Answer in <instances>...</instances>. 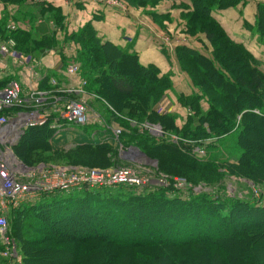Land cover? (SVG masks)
Segmentation results:
<instances>
[{
	"label": "trees",
	"instance_id": "obj_1",
	"mask_svg": "<svg viewBox=\"0 0 264 264\" xmlns=\"http://www.w3.org/2000/svg\"><path fill=\"white\" fill-rule=\"evenodd\" d=\"M0 1L20 6L27 0ZM190 1L192 9L187 14L185 32L189 37L206 35L211 51L178 48L182 70L198 92L184 101L194 114L182 128L177 126L174 114L154 110L172 87L170 76H161L156 66L144 67L137 55L104 42L89 24L70 38L77 49L74 64L81 70L76 78L86 82V94L97 95L106 105L109 118L123 130H129L120 138L128 137L127 142L143 147L147 154L158 159L164 173L182 176L194 186L201 182L215 186L228 174L253 181L264 196V159L252 155L246 140L254 125L264 131V71L261 61L246 45L233 40L213 17L215 11L238 8L246 1ZM246 27L264 44V3L258 5L255 25ZM1 35L3 41L15 39L19 43L17 48L27 55L31 48L41 44L22 28L14 32L1 28ZM127 63L131 67H125ZM119 80L138 86L119 89ZM9 82L0 80V91ZM38 89L51 96L57 94L58 86L52 85V77L44 75ZM203 100L209 105L206 113L201 107ZM47 102L52 104L54 100L48 98ZM4 112L12 116L18 109ZM58 118L53 115L45 124L25 129L14 146L20 161L31 168L40 164L103 168L110 165L111 155L121 144L117 140L78 143L67 153L57 151L56 157L67 164L44 162L46 154L47 158L53 157L48 154L49 144L57 133L52 126L61 121ZM146 123L159 125L164 137L156 141L150 132L141 130ZM86 126L95 129L98 124ZM33 131L41 132L38 139L42 142L29 139ZM231 136L236 151L233 163L227 158L222 160L223 157L218 159L221 166L216 160H209V155L219 154L220 144ZM197 147L206 151L201 156L204 160L208 158L206 161L196 159L193 149ZM221 167L227 171L222 172ZM12 217L11 229L18 239L24 264H33L32 256L40 254L59 258L56 264H264L263 199L245 201L222 193L195 194L191 188L177 189L173 185L85 188L70 194H48L37 204L14 210ZM23 218L34 221L29 229ZM127 230L136 237L120 239ZM2 251L0 242V264H5Z\"/></svg>",
	"mask_w": 264,
	"mask_h": 264
},
{
	"label": "crops",
	"instance_id": "obj_2",
	"mask_svg": "<svg viewBox=\"0 0 264 264\" xmlns=\"http://www.w3.org/2000/svg\"><path fill=\"white\" fill-rule=\"evenodd\" d=\"M133 1V3L128 1L131 10L127 13L107 7L95 0H27L20 6L4 4L0 1V43L3 42L1 28L7 31L10 22L18 28L30 31L34 40L41 43V47L31 48L28 54L40 63L36 69L33 68L35 72L39 73L37 78L33 75L32 67L12 60L11 57L0 55V79H13L19 82L24 95L28 96L30 91L39 90L41 77L49 75L52 77V85L58 86V89H55L56 92L70 96L74 94L77 98L81 97L83 93L85 94L83 96L88 98L80 79L76 76H69L67 68L72 62L70 57L72 33L79 32L89 24L94 27L104 42H110L126 52L137 55L139 63L144 67L156 66L161 76H170L172 87L154 110L160 114H174L177 117V126L182 128L190 116L188 115L190 109L186 107L184 101L198 93L190 77L182 70L177 57L178 48L185 44L175 41L186 35L184 27L187 22V14L192 9L191 1ZM260 3H264V0H246L244 6L218 10L213 13V17L233 40L246 45L252 54L261 61V68L264 71V46L260 45L258 36L246 27V22L247 24L255 23L257 7ZM187 37L188 41L185 42L189 43L188 47L206 53L211 51L206 35L201 34L198 37L187 35ZM17 50L21 51L18 48ZM60 100L57 103H52L53 110L49 111L51 116H57V111L63 108L62 102L65 101L62 98ZM97 102L95 108H98L104 119L98 121L90 115L92 121L95 122H90L89 125L98 124L91 136L79 130L80 126L68 125L63 121H59L57 124L59 136L73 135L77 139L72 138V140L75 139L78 143H113L117 139L116 133L121 127L116 121H113V118H109L104 104L99 100ZM201 107L203 113L209 109L205 100L201 101ZM56 167L75 168L72 166ZM25 206L23 205L22 209ZM23 220L25 227L28 222L34 223L27 218H23ZM11 233L13 235L12 229Z\"/></svg>",
	"mask_w": 264,
	"mask_h": 264
},
{
	"label": "built area",
	"instance_id": "obj_3",
	"mask_svg": "<svg viewBox=\"0 0 264 264\" xmlns=\"http://www.w3.org/2000/svg\"><path fill=\"white\" fill-rule=\"evenodd\" d=\"M111 6H117L112 0H96ZM17 26L10 22L8 29L11 32L17 30ZM17 42L9 37L0 43V55L11 57L21 64L28 65L36 69L40 63L31 56H24L15 50ZM81 70L75 65L70 64L67 68L69 76H77ZM34 77L39 73L33 70ZM55 84V82L53 81ZM84 85V81H81ZM31 92V93H30ZM28 96L24 95L22 86L17 81L10 82L0 91V112L3 110L18 109L12 116L0 117V242L3 246L1 253L6 264H24L18 250V245L11 233L9 224L10 212L21 210L23 205H34L43 200L48 194L61 192L70 194L73 191L83 189H105L119 186H129L136 188H146L148 186L165 187V178L161 179L160 184H154V180L149 177L139 176L131 168L112 169V168H63L40 164L35 168L26 166L20 161L11 150L3 151L1 148L6 144L15 146L23 136L25 129L34 125H43L50 118L48 111L32 113L27 111L30 108L43 107L47 101L46 93L39 90L30 91ZM56 101V102H55ZM60 99H55L57 103ZM58 119L63 123L75 126H86L92 121L85 101L73 100L63 104V108L57 111ZM98 120V119H97ZM96 120V121H97ZM98 122V121H97ZM58 123H54L53 128L58 129ZM148 130L151 134H164L160 126L143 124L142 130ZM174 141H178L173 137ZM193 152L198 156H205L206 151L197 147ZM177 187H185L183 179L176 180ZM259 196V192L256 191Z\"/></svg>",
	"mask_w": 264,
	"mask_h": 264
},
{
	"label": "rangeland",
	"instance_id": "obj_4",
	"mask_svg": "<svg viewBox=\"0 0 264 264\" xmlns=\"http://www.w3.org/2000/svg\"><path fill=\"white\" fill-rule=\"evenodd\" d=\"M96 2H98V1H96ZM98 3L103 4V5L107 6V7L119 10L122 13H127V12H129L131 10V7H130V5H129L127 0H112V3L117 5V6H114V7H113V5L111 6V4L108 5V4L101 3V2H98ZM257 12H258V7H257ZM255 22H256V20H255ZM246 24H247V22H246ZM247 25L254 26L255 23L254 24H249L248 23ZM183 31H184V28H183ZM251 32L254 35H257L253 31H251ZM72 34H74V33H72ZM184 34H186V35H184L182 37L179 36L180 38L176 39L175 41L179 42L180 44H182V42H183V44H185V46H189V43L185 42V41H188L187 33L185 32ZM167 40L171 41V39H168V38H167ZM258 41H259V39H258ZM259 43H260V45L264 46V44H262L261 42H259ZM182 46H184V45H182ZM16 49H17V46H16L15 50ZM19 53L24 55V56H28L27 54H25V53H23L21 51H19ZM70 55H71L70 57H71V60H72L71 64H74V62H75L74 60L76 59V56H77V49H74L73 45L70 47ZM12 60H14V58H12ZM126 66L127 67L128 66L131 67L129 63L125 64V67ZM261 66H262V63H261ZM0 80H2V79H0ZM10 80H11L10 82L15 81L13 79H10ZM34 80H36V79H34ZM119 82L120 83L117 86V88H119V89H127V88L134 89V88H136L138 86L134 82H128V81H122V80L121 81L119 80ZM83 86L85 88L86 82L84 83V85L82 84V87ZM83 95H85V94L82 93L81 97L77 98L74 94L72 96H70V95H64V94H62L60 92H57L56 95L46 96V97H43V98H46L47 100H48V98L53 99V100H55V99L58 100V99L62 98L63 101H65V102H62L63 104H65L67 102H70V101H73V100H77V101H82L83 100V101H85L87 103L89 114L93 118L98 119V121L99 120L103 121L104 117H101L102 114H100V112L98 111V108H95V104L98 103L97 102V100H98L97 95L88 94V98H86L87 96L84 97ZM42 106L43 107L30 108L27 111H33L32 113H41V111H44V110L45 111L53 110L52 108H53L54 105L51 104V103H48L46 101L45 103H43ZM104 107H106V105H104ZM186 107L190 109V107H188V106H186ZM3 112H4V110L2 112H0L1 113L0 117L7 114V112H4V113ZM193 114H194L193 111H191V110L188 111V115H193ZM157 126H159V125H157ZM87 127L88 126L80 127L78 129L81 130L82 132H88L89 136H91L92 132L95 129H93V128H89L88 129ZM89 127H92V126H89ZM85 128H87V129H85ZM121 128L116 133V138H117L116 140H117V142H120L121 144H118L119 147L116 148V153L111 155L110 162H109L110 165L108 167H105V168H112V169L131 168L139 176H144V177H147V178L149 177L150 179L154 180L155 181L154 184H160V183H157V182H159L161 179L165 178V181H166L165 187H169L171 185H173L177 189H183V188L188 187V188H191L195 194L222 193V194H224V195H226V196H228L230 198H234L236 200H245V201H254L255 199L256 200H260V201L262 199L264 200V196H262L261 195L262 193L259 191V190H261V188L256 186L254 184V182L249 180V179L237 178V177H234V176L226 174V176H224L223 179H221L220 182H218L215 186H209L207 183H204V182L198 183V184H196L194 186L192 184H189L188 181L186 180V178H184L182 176L172 175V176H175V177H172V176H170V174L164 173L163 170H161L162 168H161V166L159 164L158 159H156L154 157H151L149 154H147L146 151H144L142 149L143 147L141 148V146L139 144H134V143H131V142H127L128 137L124 136V137L120 138L124 131H128V133H129L128 129H124L123 130ZM252 129L253 130L248 132L246 140L249 142V145H250L249 147H251L252 155L254 157H257L260 160H262V159H264V131H263V129H260V127H258L257 125H254L252 127ZM144 131H145V129H144ZM148 132H150V131H148ZM40 133L41 132H39V131L31 132L29 134V139L30 140H38L39 141L38 136H40ZM59 135H60L59 133H55L53 138H51L50 144H49L51 146V150H50V153H48V154H50L53 157L47 158V154H46V157H44L45 159H43L44 162H48L49 164H53V165H55V164H67V163H64V161H60V159H58V157H56L55 154H56L57 151H60V153H61V151H62V153L63 152L67 153L71 149H74L76 147L75 145H77V143H78V142L75 141V139H77V137H74L73 135L71 136L69 134H64V135H61V136H59ZM151 135L154 136V138H156V141H160V139H162V137H164V134H159V133H158V135L157 134H155V135L151 134ZM72 138H75L74 139L75 142L72 140ZM29 139H28V136H27V140H29ZM172 139H173V137H172ZM230 139H233V136L223 140L222 143L219 146V150H217L219 154H215V152L210 154L209 155V160L210 159H213V161L216 160V163L218 165H220V164H222V162L219 161L218 159H221V157H223L222 160H225L224 158H227V159H229L228 161L230 163H233V160L235 159L234 157L236 156V151L235 150L233 151L234 147H233V144H232V140H230ZM234 139H235V137H234ZM134 140H137V139H134ZM24 141H26V138L24 139ZM125 141H126L127 144L125 143ZM40 142H42V141H39V143ZM96 143H99V142H96ZM9 147H10V145L6 144L1 149L3 151H6L7 149H9L15 155L14 146L13 147L11 146V148H9ZM233 152H234V155H231V153L233 154ZM189 154L193 158V154L192 153H189ZM15 156L18 157L17 155H15ZM195 156H197L196 159H198V161L199 160L200 161H202V160L206 161L208 159L207 158V159L204 160V159L201 158V156H198L197 154H195ZM89 166L88 167H84V168H103V167L92 166V165H89ZM81 167H83V166H81ZM220 170H222V172H226L227 171L226 167H221ZM192 173H198V171L197 170H192ZM177 179L185 180L186 186L185 187H177L176 184H175ZM156 186H158V185H156ZM119 187H114V188H111V189H118ZM218 189H221V190H218ZM256 191L259 192V196L256 195ZM12 218H13L12 215H10L9 216L10 227L12 225ZM29 224H31V223H29V222L26 223V226L28 228L30 227ZM13 236H14L15 240L17 241L16 242L17 245H19L18 239L16 238V236L14 234H13ZM135 237L136 236L132 232L127 230L125 232V234H123L119 238L120 239H125L126 238V239L130 240V239H133ZM18 250H19V246H18ZM19 253H20V250H19ZM242 254H243V256L247 255L245 252H242ZM20 257L23 260L22 253H20ZM32 259L34 261L33 264H56L57 262H59V258L51 259L49 257H46L43 254L33 255Z\"/></svg>",
	"mask_w": 264,
	"mask_h": 264
}]
</instances>
